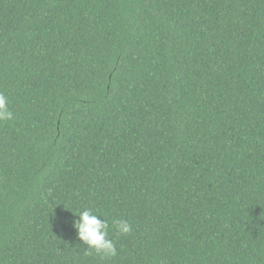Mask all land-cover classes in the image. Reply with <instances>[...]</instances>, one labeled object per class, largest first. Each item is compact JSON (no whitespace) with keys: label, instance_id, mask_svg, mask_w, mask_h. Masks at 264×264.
<instances>
[{"label":"trees","instance_id":"16d2710c","mask_svg":"<svg viewBox=\"0 0 264 264\" xmlns=\"http://www.w3.org/2000/svg\"><path fill=\"white\" fill-rule=\"evenodd\" d=\"M0 264H264V0H0Z\"/></svg>","mask_w":264,"mask_h":264}]
</instances>
